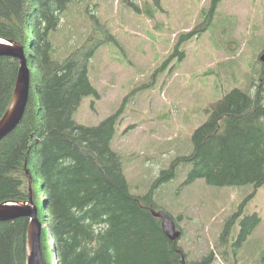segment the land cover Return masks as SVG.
<instances>
[{
  "label": "trees",
  "instance_id": "1",
  "mask_svg": "<svg viewBox=\"0 0 264 264\" xmlns=\"http://www.w3.org/2000/svg\"><path fill=\"white\" fill-rule=\"evenodd\" d=\"M76 1L0 0V38L23 45L31 69L24 116L0 140V203L32 201L38 207L47 264H182L188 253L153 214V190L174 178L182 162L193 165L185 184L204 179L213 186L253 184L255 191L263 186L264 87L255 92L235 87L212 103L209 120L193 133L192 152L163 170L153 190L135 195L111 146L121 110L94 126L74 120L86 96L100 97L89 78V62L104 42L115 40L113 34L93 16L87 39L63 60L52 57L50 34ZM122 1L139 10L132 0ZM219 1L211 0L208 19ZM19 67L17 58L0 56V120L11 105ZM240 218L242 207L220 235V246L231 244L234 254L260 221L256 213L244 216L235 240ZM29 225L26 216L0 222V264H27ZM213 253L193 264H209ZM221 253L227 258V250Z\"/></svg>",
  "mask_w": 264,
  "mask_h": 264
},
{
  "label": "rangeland",
  "instance_id": "2",
  "mask_svg": "<svg viewBox=\"0 0 264 264\" xmlns=\"http://www.w3.org/2000/svg\"><path fill=\"white\" fill-rule=\"evenodd\" d=\"M132 2L139 10L122 0L71 3L50 39L52 57L61 61L87 39L93 16L113 34L115 40L104 42L89 62L100 97L86 96L74 120L94 126L121 110L111 146L131 192L145 195L175 159L192 152L193 133L209 120L212 103L235 87H264V0H220L210 19L211 0ZM192 167L180 163L176 176L153 190L156 209L178 221L187 262L214 251L209 264H264V185L255 191L253 184L213 186L204 179L185 184ZM241 207L243 218L256 213L260 221L234 254L231 244L220 246V235Z\"/></svg>",
  "mask_w": 264,
  "mask_h": 264
},
{
  "label": "water",
  "instance_id": "3",
  "mask_svg": "<svg viewBox=\"0 0 264 264\" xmlns=\"http://www.w3.org/2000/svg\"><path fill=\"white\" fill-rule=\"evenodd\" d=\"M0 56L17 58L20 62V72L17 87L14 92L12 103L7 113L0 120V140L7 136L21 122L27 102L29 100L31 73L27 62L25 47L12 40L0 38ZM259 59L264 62V51ZM153 214L161 219L165 234L173 241H179L182 230L178 228L176 221L169 212L152 208ZM29 217L30 227L28 230V262L27 264H41V234L43 225L40 221L38 208L32 201H16L0 203V222L11 221L19 217ZM182 264H189L185 257Z\"/></svg>",
  "mask_w": 264,
  "mask_h": 264
},
{
  "label": "bare ground",
  "instance_id": "4",
  "mask_svg": "<svg viewBox=\"0 0 264 264\" xmlns=\"http://www.w3.org/2000/svg\"><path fill=\"white\" fill-rule=\"evenodd\" d=\"M27 62H28V60H27ZM28 64H29V63H28ZM20 68H21V66L19 67V72H20ZM29 68H30V67H29ZM19 72H18V76H17V80H16V84H15L14 92H15L16 87H17V81H18V77H19ZM30 73H31V69H30ZM30 90H31V83H30ZM14 92H13V96H14ZM29 97H30V93H29ZM12 98H13V97H12ZM28 101H29V100H28ZM11 103H12V102H11ZM27 103H28V102H27ZM26 107H27V106H26ZM8 109H9V108H8ZM8 109H7V111H8ZM7 111H6V113H7ZM6 113H5V114H6ZM5 114H4V115H5ZM18 125H19V124H18ZM18 125H17V126H18ZM17 126H16V127H17ZM16 127H15V128H16ZM35 207H37V206H35ZM37 208H38V207H37ZM39 218H40V217H39ZM40 221H41V219H40ZM30 222H31V221H30ZM41 222H42V221H41ZM42 225H43V227L45 226V224H43V222H42ZM29 227H30V225H29Z\"/></svg>",
  "mask_w": 264,
  "mask_h": 264
}]
</instances>
